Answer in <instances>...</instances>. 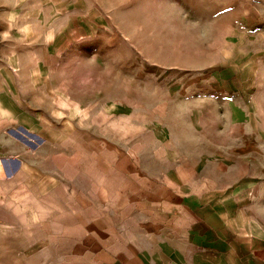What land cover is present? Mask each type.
<instances>
[{"label": "rangeland", "instance_id": "374dc122", "mask_svg": "<svg viewBox=\"0 0 264 264\" xmlns=\"http://www.w3.org/2000/svg\"><path fill=\"white\" fill-rule=\"evenodd\" d=\"M158 124L254 185L263 244L264 0H0V264H75L77 151Z\"/></svg>", "mask_w": 264, "mask_h": 264}, {"label": "crops", "instance_id": "0c3cea01", "mask_svg": "<svg viewBox=\"0 0 264 264\" xmlns=\"http://www.w3.org/2000/svg\"><path fill=\"white\" fill-rule=\"evenodd\" d=\"M156 127L129 150L77 151L75 264H264L242 210L254 185L225 183L221 155L191 156Z\"/></svg>", "mask_w": 264, "mask_h": 264}, {"label": "water", "instance_id": "95a60500", "mask_svg": "<svg viewBox=\"0 0 264 264\" xmlns=\"http://www.w3.org/2000/svg\"><path fill=\"white\" fill-rule=\"evenodd\" d=\"M3 160V163H4V165H5V168H6V172H7V175L8 176H10V175H12V171L11 170H9L6 166H7V164H6V161L4 160V159H2ZM15 170V169H14Z\"/></svg>", "mask_w": 264, "mask_h": 264}, {"label": "bare ground", "instance_id": "6f19581e", "mask_svg": "<svg viewBox=\"0 0 264 264\" xmlns=\"http://www.w3.org/2000/svg\"><path fill=\"white\" fill-rule=\"evenodd\" d=\"M1 160V159H0ZM2 161V160H1ZM0 161V175H3V167L2 162ZM5 167V166H4Z\"/></svg>", "mask_w": 264, "mask_h": 264}]
</instances>
